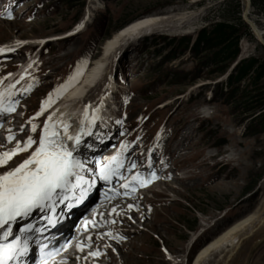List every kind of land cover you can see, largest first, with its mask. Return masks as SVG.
<instances>
[{
    "label": "rangeland",
    "instance_id": "374dc122",
    "mask_svg": "<svg viewBox=\"0 0 264 264\" xmlns=\"http://www.w3.org/2000/svg\"><path fill=\"white\" fill-rule=\"evenodd\" d=\"M245 2L0 0V47L6 49L13 43H24L17 51H0V77L31 54L28 66L19 72V76L24 74L21 90L14 111L10 113L14 126L24 125L18 138L21 139L22 134L24 138L30 133L37 134L49 113L56 118L62 111L75 108L80 117L84 102L98 101L107 83L110 85L107 96L103 102H97L101 104L103 123H97L103 126L111 118L108 125L115 136L103 145L110 135L103 132L100 136L94 132L91 141L82 147L85 155L93 158L101 145L105 148L112 144L114 149L110 155H113L121 141L130 139L126 141L130 142L139 136V142L123 152L125 161L133 154L139 165L127 168V172L140 170L141 175H146L149 167L144 164L148 156L153 159L150 170L155 179L144 186L137 185L136 190L140 192L120 197L124 198L121 206L114 204L124 207L119 210L131 219L127 221L125 217L115 215L114 222H99L100 229H88L110 235L101 234L94 241H90L95 238L93 234L87 235L90 240L85 242L90 241L89 245L82 248L89 251L94 245L103 246L106 250L99 251L100 258L110 256L105 258L107 264H184L190 243L205 230L194 241L187 259L189 264H196L197 253L210 239L253 212V233L249 234L248 229L242 234L241 243L230 257H227V251L211 252L197 264H264V209L260 210L264 201V124L257 115L264 110H259L264 106V73H260L264 67V44L244 18ZM169 9L193 11L190 25L194 29L174 34L168 32L167 24H160L161 30L156 32L123 38L116 44L114 52L107 55L95 85L87 88L81 99L71 102L64 101V95L60 96L40 116L34 117L35 122L32 120L31 123L36 125V130L29 131L28 118L40 110V103L48 93L58 88L75 70L78 60H88L85 71L100 55L105 39L136 18L165 14ZM8 12L10 19L6 15ZM247 19L264 31V0H250ZM216 23L221 25L216 27ZM79 24L84 25L83 28L75 30ZM203 28L211 30L207 48L197 52L190 50ZM185 36L190 40L184 39ZM216 51L221 53L216 61L206 58V63L201 64L199 56ZM244 57H252L254 62L239 80L238 90L229 93L227 76L233 65ZM218 68L221 70L217 71ZM108 76H111L110 81L106 80ZM244 87L249 90L244 91ZM73 104L75 106L70 108ZM103 109L106 110L103 112ZM13 120L9 116L5 124L10 126ZM117 120L122 123L118 124ZM76 122L77 119H73V123ZM10 128L2 129L9 131ZM133 130L136 131L127 137ZM157 132L160 133L159 140L156 139ZM7 134L9 132L0 136V151L15 146L14 141H5ZM142 147L145 149H140ZM149 148H152L151 153ZM20 157L21 153L15 154L6 166H11ZM157 164L159 168L155 166ZM115 184L117 181L111 183ZM99 187L96 185L94 189L97 192L109 189L105 185L100 191ZM142 193L147 198H142ZM129 203L135 206L133 210L128 211ZM112 208L100 212L105 214ZM262 217L261 223H257V218ZM115 236L123 239H114ZM78 255L81 252L75 253L77 259ZM73 261L72 256L64 255L59 264H73Z\"/></svg>",
    "mask_w": 264,
    "mask_h": 264
},
{
    "label": "snow or ice",
    "instance_id": "6c2138e0",
    "mask_svg": "<svg viewBox=\"0 0 264 264\" xmlns=\"http://www.w3.org/2000/svg\"><path fill=\"white\" fill-rule=\"evenodd\" d=\"M6 15L7 18H11L10 12ZM82 26L80 24L76 28ZM5 50L13 51L11 48L0 47V51ZM87 64L88 60L85 58L78 60L75 70L69 74L66 80L58 88L48 93L45 100L41 101L40 110L28 118L30 132L36 130V125L31 123L34 117L40 116L46 107H50L66 90L74 86L80 80ZM23 75L22 73L21 76ZM106 80L110 81L111 76L106 77ZM104 87L108 89L110 85L106 83ZM12 88L13 85L9 84V96L13 95ZM106 95L107 92L105 91L99 98L101 102ZM3 96V90H0V112H13L17 102L10 100L5 106ZM100 113L101 104L85 103L79 117L77 132L74 135H68L69 124L66 121L54 120L53 114L49 113L43 121L38 142H34L29 135L22 141L16 140L14 147L0 151V264H21L20 258L27 255L30 241L33 239L29 233L35 232L43 235L44 231L55 227L59 220L70 215L75 207L89 198L98 181L109 184V192L113 197H122L131 196L136 190V185L144 186L155 179L154 173L150 170L153 162L151 156H148L146 161L149 167L146 175H141L139 172L129 173L128 176L123 174L122 165L127 158L121 153L127 152L132 145L137 144L140 139L139 136L130 142L121 141L120 148L113 155L105 157L103 162L101 159L95 158L89 163L81 157V149L86 145L84 137L93 136L94 128L99 127L97 122L103 123V117ZM61 116H63L62 113ZM116 122L122 123L120 120ZM20 127L23 128L24 125ZM4 139L5 141H12V133L9 132ZM156 139H160L159 132L156 133ZM34 143L35 147L20 163L5 167L15 154L27 151ZM148 152L151 153L152 148H149ZM93 163L95 164L94 168L91 166ZM128 164L131 168L139 167L134 160H129ZM114 178L117 180V184L112 186L111 182ZM119 181H123V183H119ZM130 182L131 187L129 186ZM117 188L123 191L117 192ZM101 195L105 199L108 198L104 192H101ZM57 204L62 206L58 212L56 211ZM127 208L132 209L133 204H127ZM113 211L117 215H123V212L115 206L109 210L107 215L104 213H99V215L104 218L106 223H110L113 220ZM37 212L40 215L36 219L41 221L38 226L36 219H33ZM95 215L96 213H94ZM128 218L131 219V217ZM86 223L91 224L92 227H97L94 220H89ZM17 224L19 225L18 233L14 228ZM85 231H88L87 228ZM95 235L99 238L101 233L97 231ZM105 235L108 234L105 233ZM113 238L123 239L120 236ZM69 243L71 242L66 241L62 248L66 249ZM86 246L80 241L76 242L77 251ZM39 247L41 258L37 264H43L47 256L54 255V252L46 253V245L43 243ZM88 255L99 256L100 253L89 250Z\"/></svg>",
    "mask_w": 264,
    "mask_h": 264
},
{
    "label": "bare ground",
    "instance_id": "6f19581e",
    "mask_svg": "<svg viewBox=\"0 0 264 264\" xmlns=\"http://www.w3.org/2000/svg\"><path fill=\"white\" fill-rule=\"evenodd\" d=\"M247 10H249V6ZM193 14H194L193 11H187V10L174 11V9H169L165 14L145 15L132 20L130 24H127L120 31H116L111 37L105 39V42L101 47L100 55H98V57H95L92 60L90 65L87 67V69L84 71L83 75L81 76V80L78 83H76L74 86H72V88L67 93L64 94L63 100L75 102L81 99L87 88L95 85V83L102 74L103 66L105 65V59L107 55L114 52L116 44H118L120 40H122L123 38L125 39L139 33L150 34L156 32L158 30H161L159 28L160 24H162V26L167 24L166 28L169 29L168 31L169 33L181 34L187 31H191L192 29H194V27L190 25L191 24L190 21L194 16ZM83 26L78 29L81 30ZM75 30H77V28ZM257 30L258 33L256 34H258L259 38L261 37L262 39H264V31L259 28H257ZM141 35L142 34H139V36ZM111 82L113 84L114 81L112 80ZM75 111L76 110L74 108L72 112H70V114L75 113ZM61 119L65 120L64 117H62ZM119 191L121 190L117 189V192ZM91 193H92L91 198L93 201H90L89 204H91L92 202H96L98 203L97 207L107 206L110 203V201L113 202L115 201L112 204H118V206L119 205L121 206L124 200V198L113 197L112 194L109 192V189L104 191V193L107 194L108 197L107 199H105V197L101 195V192H97L96 189H93ZM104 201L105 203H103ZM261 208L264 209V201L261 204L260 210ZM254 218H255L254 212L252 214L250 213L248 215H245L244 217H241L236 221H234L233 223H231L230 225H228L223 232L217 234L212 239H210L206 243V245H204L197 253L195 259L196 264L198 262L199 263L203 262L204 258L208 257L211 252L227 251L229 255L228 254L226 255H228L227 257H230L233 254L234 250L237 248V246H239V244L241 243L243 239L241 238L242 234H244L245 231H248V229H249L248 231L249 234L253 233L252 229L254 226L253 225L251 226V224L253 223ZM257 220H258L257 223H261L263 217L261 219L257 218ZM99 222L103 223L104 218L100 217V219H98L97 222H95L98 227L97 229H100V226L98 224ZM85 228H87L88 230L96 227H92L91 224H87L85 227L80 226L78 230L79 232L81 231L83 232L85 231ZM32 237L34 238V236ZM85 237H87V239L90 240V236L83 235L82 240L84 242L87 241Z\"/></svg>",
    "mask_w": 264,
    "mask_h": 264
},
{
    "label": "trees",
    "instance_id": "16d2710c",
    "mask_svg": "<svg viewBox=\"0 0 264 264\" xmlns=\"http://www.w3.org/2000/svg\"><path fill=\"white\" fill-rule=\"evenodd\" d=\"M219 25H221V24H217V23L215 24L216 27ZM210 33H211V30H209L208 28L200 29L199 32L197 33L195 41L191 45L190 50L197 52L199 49H202V48L206 49L208 46V42L210 40ZM183 38L190 40L189 36H185ZM193 54L198 55L199 53H193ZM219 54H221L220 51H216L214 53H211V55L210 54L201 55V56H199L200 62H201V64H205L206 61L204 59H206V58L216 61V59L219 58ZM237 54H238V51L235 53L234 58L236 57ZM253 62H254V60L252 59V57H244V58H240L234 64L232 71L227 76V83L229 84V90H228L229 93H234V92H236V90H238V88L240 87L239 80L243 76H245L247 68L250 67L253 64ZM227 67H228V65L225 66V69ZM216 70L220 71L221 69L218 68ZM260 73L261 74L264 73V67H262V69L260 70ZM260 73L258 72L257 74H260ZM235 82H236V84L233 85ZM243 89H244V91H248L249 87H244ZM247 99H246V102L248 101ZM263 108H264V106H260L259 110H262ZM257 115H259L258 120L264 124V110L260 111Z\"/></svg>",
    "mask_w": 264,
    "mask_h": 264
},
{
    "label": "water",
    "instance_id": "95a60500",
    "mask_svg": "<svg viewBox=\"0 0 264 264\" xmlns=\"http://www.w3.org/2000/svg\"><path fill=\"white\" fill-rule=\"evenodd\" d=\"M249 4H250V0H246V6H245V9H244L243 15H244V18L246 19V21L250 24V26L252 27V29L254 30V32L256 34V33H258L256 25L247 19V13H248L247 9H248ZM256 35L258 36V34H256ZM259 39L264 44V39H262L261 37Z\"/></svg>",
    "mask_w": 264,
    "mask_h": 264
}]
</instances>
